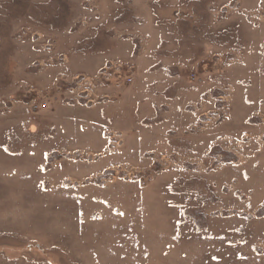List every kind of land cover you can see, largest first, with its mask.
Instances as JSON below:
<instances>
[{"label":"rangeland","instance_id":"374dc122","mask_svg":"<svg viewBox=\"0 0 264 264\" xmlns=\"http://www.w3.org/2000/svg\"><path fill=\"white\" fill-rule=\"evenodd\" d=\"M91 254L264 264V0H0V264Z\"/></svg>","mask_w":264,"mask_h":264},{"label":"crops","instance_id":"0c3cea01","mask_svg":"<svg viewBox=\"0 0 264 264\" xmlns=\"http://www.w3.org/2000/svg\"><path fill=\"white\" fill-rule=\"evenodd\" d=\"M2 231V230H1ZM10 232V230L8 229V231L6 232V233H9ZM16 233V232H15ZM17 234V233H16ZM93 257V258H92ZM95 257H98V256H96V254H91V257L89 258V260H88V258H87V263H85L82 259H83V257L82 258H73L72 256H67V258H68V261H70V262H72V261H75L76 259H78V260H76L75 262H72L73 264H102L103 262H104V259H105V255H99V257L102 259V261L101 262H97V261H94L93 263H90L89 261L91 260V259H96ZM113 259H115V257H113ZM98 260H99V258H98ZM126 264H129L130 263V259L129 258H126L125 259V261H124Z\"/></svg>","mask_w":264,"mask_h":264},{"label":"built area","instance_id":"2783aa9c","mask_svg":"<svg viewBox=\"0 0 264 264\" xmlns=\"http://www.w3.org/2000/svg\"><path fill=\"white\" fill-rule=\"evenodd\" d=\"M127 81L130 82L131 80L128 79ZM46 106H47V104L46 103H43L39 107H41L42 109H44V108H46ZM36 108H38V106H36Z\"/></svg>","mask_w":264,"mask_h":264}]
</instances>
